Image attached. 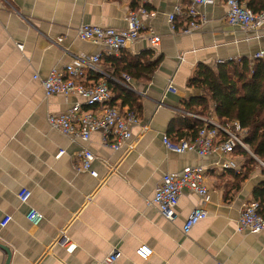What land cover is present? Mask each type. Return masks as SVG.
I'll return each mask as SVG.
<instances>
[{
	"label": "crops",
	"instance_id": "crops-1",
	"mask_svg": "<svg viewBox=\"0 0 264 264\" xmlns=\"http://www.w3.org/2000/svg\"><path fill=\"white\" fill-rule=\"evenodd\" d=\"M240 1L253 11L263 6L261 0H253L252 6V0ZM189 4L190 0H0V244L11 251L10 264H98L115 249L121 255L112 264H264V231L238 230L244 205L255 200V188L264 181L262 161L258 160L263 169L255 168L240 182L242 174L229 169L242 172V155L179 154L164 143L167 135L192 136L188 126L194 118L205 124L184 113L190 112L186 100L202 94L188 87L197 65L215 68L221 62L252 59L264 51V34H246L229 23L225 0L197 4L205 22L192 33L173 31L169 14L178 5ZM141 5L152 13L144 17L142 37L118 55L78 34L82 25L124 29L129 13ZM184 24L178 16L177 28ZM148 28L161 36L157 47L145 37ZM149 51L151 60L158 58L159 63L150 76L132 79L140 121L130 144L113 150L103 144L101 131L84 141L50 125V114L66 112L84 103V98L47 96L35 75L46 78L53 68L64 71L74 56L98 53H102V68L110 72L108 57ZM98 80L100 76L91 72L85 83ZM171 80L185 97L167 91ZM120 101H116L119 106ZM84 109L89 108L84 105ZM193 114L220 122L213 108L209 115ZM85 148L95 155L96 176L76 168ZM226 162L234 166L226 168ZM196 165L206 170L211 200L204 204L207 217L185 235L183 224L202 203L197 193L183 190L172 221L148 201L165 174H181ZM24 187L32 191L25 204L17 197ZM32 207L43 215L38 225L27 219ZM5 216L12 219L2 227ZM63 233L75 241L74 250L64 245ZM142 243L153 250L148 260L136 252ZM7 258L0 246V264H6Z\"/></svg>",
	"mask_w": 264,
	"mask_h": 264
},
{
	"label": "built area",
	"instance_id": "built-area-1",
	"mask_svg": "<svg viewBox=\"0 0 264 264\" xmlns=\"http://www.w3.org/2000/svg\"><path fill=\"white\" fill-rule=\"evenodd\" d=\"M148 1L144 0L145 3ZM215 2L216 0H190L189 6L178 5L168 17L172 30H178L184 34L197 30L205 22V17L199 14L196 5ZM225 3L228 7L227 20L229 23L239 25L246 34L256 33L258 37L264 34V9L261 12H254L240 0H225ZM151 14L145 5H141L129 13L127 27L124 29L82 25L78 29V34L86 41L103 45L108 54L118 55L126 45L140 40L145 29L144 17ZM178 16H182L185 21L182 29L177 28ZM145 37L153 47H157L161 42V36L152 28H148ZM57 41H62V38H58ZM101 58L102 53L92 56L77 55L72 58L70 64L65 66L64 71L53 68L46 78H40L38 75H35V78L41 80L47 96L59 94L68 98L71 95H79L84 98V103H77L66 112L50 114L48 121L52 127L61 130L67 136L84 141H88L94 132L101 131L102 141L106 147L121 150L125 145L130 144L133 138V128L139 123L140 118L137 112L112 103L113 93L107 79L118 81L131 90H134V87L132 78L128 74L124 73L121 79H117L105 71L101 66ZM257 58L264 59V51L256 53L252 59ZM91 72L99 75L100 80L87 85L85 78ZM167 91L185 97V94H182L175 86L173 80L168 84ZM84 105L89 109H84ZM184 113L199 117L204 120L205 124L195 138L175 141L168 135L164 136V143L169 150L179 154L196 152L200 156L211 155L218 151L232 153L237 145L249 150L242 139L245 130L238 123L224 125L212 117L206 118L190 112ZM63 153L62 150L59 156ZM80 157L81 164L76 165L77 170L89 171L96 176L97 173L92 169L95 155L85 148L81 151ZM224 166L229 168L234 164L226 162ZM186 188L197 193L202 199V203L192 210L183 224V232L188 235L208 215L204 204L211 200V193L206 182L204 166H188L181 174H165L156 188L154 198L148 201V204L156 206L166 219L172 221L176 218V208ZM31 195L32 191L26 187L21 188L17 193L19 201L24 204L29 201ZM11 219L12 216H5L1 226L5 227ZM27 219L31 224L38 225L43 215L32 207L27 214ZM238 230L253 234L264 231V217L260 214L258 200L249 201L244 205L238 221ZM62 239L68 250L76 248V243L71 236L63 233ZM136 252L144 260H148L153 254L152 248L146 243L140 244ZM120 255L121 252L115 249L98 264H112Z\"/></svg>",
	"mask_w": 264,
	"mask_h": 264
},
{
	"label": "trees",
	"instance_id": "trees-1",
	"mask_svg": "<svg viewBox=\"0 0 264 264\" xmlns=\"http://www.w3.org/2000/svg\"><path fill=\"white\" fill-rule=\"evenodd\" d=\"M261 3L263 6L259 9L253 7L255 12L264 9V0H261ZM252 4L253 0L250 2L251 6ZM152 55L153 53L149 51L137 56L108 57L107 61L112 67L108 73L117 79H121L124 73L132 79L148 77L159 63L158 58L151 60ZM107 83L113 93L112 103L120 99L122 108L127 106L129 110L136 112L135 106L138 101L131 89L110 78L107 79ZM188 87L198 89L202 94L187 99L185 105L189 110H186L209 115L213 108L222 124L237 122L245 130L243 141L251 153L264 163V59L241 58L221 62L215 68L209 64L199 63L188 81ZM192 122L188 126L192 129V136L188 137V133L180 132L177 138L172 139L179 141L195 138L204 123L197 118ZM233 152L245 159L241 173L229 169L232 174H242L240 182L255 168L263 169L255 156L241 145H237ZM254 196L260 203V214L264 217V181L255 188Z\"/></svg>",
	"mask_w": 264,
	"mask_h": 264
},
{
	"label": "water",
	"instance_id": "water-1",
	"mask_svg": "<svg viewBox=\"0 0 264 264\" xmlns=\"http://www.w3.org/2000/svg\"><path fill=\"white\" fill-rule=\"evenodd\" d=\"M253 154V153H252ZM253 156H255L254 154H253ZM255 158L257 159V160H259L256 156H255ZM0 246L7 252V255H8V258H7V262H6V264H10V260H11V256H12V253H11V251L9 250V248L7 247V246H4V245H2V244H0Z\"/></svg>",
	"mask_w": 264,
	"mask_h": 264
}]
</instances>
